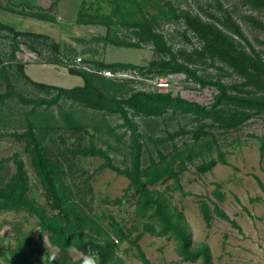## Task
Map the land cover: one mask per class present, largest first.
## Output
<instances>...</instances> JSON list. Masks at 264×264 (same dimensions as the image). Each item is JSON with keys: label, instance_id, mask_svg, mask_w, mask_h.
Wrapping results in <instances>:
<instances>
[{"label": "trees", "instance_id": "obj_1", "mask_svg": "<svg viewBox=\"0 0 264 264\" xmlns=\"http://www.w3.org/2000/svg\"><path fill=\"white\" fill-rule=\"evenodd\" d=\"M102 1L115 3V21L101 13L100 5L93 8L95 3L82 0L74 22L102 23L106 28L103 38L107 43L134 49L149 45L154 56L168 58L174 65L168 68L158 63L157 67L145 68L124 62L93 60L92 71L69 66L71 62L67 64L62 59V55L71 53L68 46L62 49L59 42L49 34L18 31L13 25L0 21V30L6 31V34L0 33V37L9 39L11 48L8 52L0 49V110L12 99L30 107L24 118L25 130L5 134L22 145L43 197L41 200L40 194L33 192L26 166L18 154L14 153L10 159L16 166L15 172L7 181L0 178V212L25 211L36 218L40 230L48 237L46 246L26 233L21 224L13 223V233L18 240L14 248H0V264H53L48 258L52 248L59 253L54 264H81L82 255L93 254L98 264H124L116 252L125 241L136 247V256L144 264H153L138 244L143 232L147 231L156 235L171 233L178 240V251L183 261L201 257L203 264H213L208 245L200 243L194 246L182 212L172 205L165 190H159L155 186L172 178L176 182L172 188L182 190L180 173L175 169L178 161L179 170L185 168V160L193 162L194 158H204L205 155L211 157L207 162L208 169L219 160L227 162L212 130L223 133L236 131L249 119L264 114V50L253 45L233 12L218 0L215 12L205 11L207 18L177 6L172 0H131L130 4L134 1L132 5L137 6V11L127 12L124 11L123 2L119 4L116 0H97ZM239 1L251 10L264 11V0ZM0 7L8 9L2 4ZM33 7L35 8L31 6L28 10L9 9L41 20L59 21L51 13L52 7ZM241 18L264 31V22L257 16L244 14ZM165 25H173L174 28L167 32L163 30ZM176 37H183L190 47L177 46L174 43ZM192 38L197 43L194 44ZM22 43L48 62L67 66L70 73L84 79V87L68 89L32 81L24 72V63L15 55ZM211 67L217 69L214 74L208 70ZM104 71L122 74L132 71L139 72L142 76L148 72L159 77L182 73L186 79L201 87H213L215 92L211 102L203 104L179 94L174 95L170 91L135 88V81L131 78L118 80L106 76ZM227 76L234 78L226 82ZM25 85L38 90L39 94H26L23 91ZM67 101L71 102L69 110L64 108ZM72 105L100 112L102 116L117 115L121 118L119 127H124L129 132L123 166L115 163L108 149L96 147L94 143L79 149L63 138V148L55 144L54 131L60 128L68 129L73 134L78 130L84 134L89 133L88 124L79 119L78 112ZM54 106L58 109L60 118L51 112L42 116L37 113L35 118L31 117L38 108L49 110ZM169 114L188 116L194 126H179L174 131L166 130L163 136L152 138L153 134H148L136 120L140 117L150 125L151 121L165 119ZM1 122L5 123V119L0 117ZM179 136H187L190 142L183 141L181 145H177L175 139ZM146 137L157 144L170 141L171 151L164 154L156 146L157 158L154 157L148 150ZM49 142H53L55 146ZM198 147L200 149L195 150ZM213 149L217 151V158L212 157ZM263 151L264 140L261 139V155ZM147 153L148 162H145ZM79 155L99 156L103 159L100 169H110L129 179L122 196L109 200V203L124 208L135 206L139 218L137 225L127 228L112 216L105 222L108 216L103 212H95L85 197L78 193L73 180V168ZM258 183L263 188L260 180ZM88 192H91L89 185ZM200 212L207 223L211 222L212 214L215 213L240 229L237 222L216 203L211 208L203 200ZM139 223L142 224V231ZM71 249L82 255L74 258Z\"/></svg>", "mask_w": 264, "mask_h": 264}, {"label": "rangeland", "instance_id": "obj_2", "mask_svg": "<svg viewBox=\"0 0 264 264\" xmlns=\"http://www.w3.org/2000/svg\"><path fill=\"white\" fill-rule=\"evenodd\" d=\"M90 1L95 3L93 8L100 5L101 13L107 14L114 21L116 20L117 17L113 11L116 6L115 3ZM116 1L119 4L123 2L125 12L128 10L137 11V6L132 5L134 1L131 4V0ZM172 1L177 6L189 9L204 18L208 17L205 11L215 12L218 9L216 0ZM218 1L233 12L235 19L240 23L253 45L264 50V31L255 28L241 18L244 14H253L264 22V11L251 10L241 4L239 0ZM81 3L82 0H0V4L8 7V9L0 7V21L13 25V28L18 31L49 34L59 42L62 49L68 46L71 53L62 55V59L67 64L71 62L69 66H78L75 64L78 56L82 58L81 64L87 66L90 71L93 70V60L108 63L124 62L145 68L157 67L158 63L168 68L174 65L168 58L154 56L153 49L149 45L134 49L107 43L103 38L106 28L102 23H75L74 19ZM38 5L43 9L52 7L51 13L56 15L59 21L41 20L9 9L10 7L27 9L31 6L35 8L33 6ZM163 28V30L171 32L174 26L165 25ZM0 33L6 34V31L0 30ZM192 42L197 43L194 38H192ZM174 43L177 46L187 45L190 47V44L183 37H176ZM0 49L3 52H8L11 49L10 40L0 37ZM15 55L18 60L24 63L25 74L36 83L68 89L84 87V79L81 76L70 73L64 64L48 62L24 43L20 44ZM82 65L81 68H83ZM208 70L213 74L217 71L215 67ZM142 77L144 79H141ZM113 78L118 80L131 78L135 81V88L147 90H153V80L168 78L170 82L172 81V85L167 90L162 91H170L174 95L179 94L184 98L203 104H209L215 92L213 87H201L186 79L182 73H170L166 77H159L148 72L142 76L139 72L129 71ZM233 78L234 76H227L225 81L229 82ZM23 91L33 96L39 94L38 90L30 85H25ZM70 103L67 101L64 104L66 110L71 108ZM72 106L77 110L79 119L88 124L89 133L84 134L83 131L78 130L73 134L68 129L60 128L54 131L55 144L63 148L61 142L63 138L67 143L79 149L94 143L96 147L108 149L115 163L123 166L129 132L126 128L119 127L122 122L121 118L117 115L102 116L100 112L85 109L78 105ZM29 108L16 102V99H12L0 110V112L2 111L0 117L5 119V123H0V178L7 181L15 172L16 166L10 158L14 153H17L26 166L33 192L39 195L41 190L37 184L30 159L23 151L22 145L17 143L12 136L5 134L6 132L25 130L26 121L24 118ZM57 110L55 106L49 110H44L41 107L31 117L35 118L37 113L42 116L51 112L60 118ZM136 120L142 129L148 131V134H153L152 138L163 136L166 130L174 131L179 126H186L187 128L194 126V123L185 115L171 116L169 114L165 119L159 118L156 121H151V126L140 117H137ZM212 131L218 138L221 152L227 160L226 163L219 160L208 169L207 162L211 160V157L205 155L204 158H194L193 162L185 160V168L179 170L180 162L178 161L175 164V169L180 173L182 190L172 188L176 184L172 178L157 183L155 187L159 190H165L172 205H175L182 212L191 232L194 246L200 243L208 245L213 264H264V151L262 155L260 152L261 139L264 140V114L249 119L236 131L231 130L225 133L215 129ZM183 141L190 142L187 136H179L175 139L177 145H181ZM146 143L148 150L156 158V146L164 154H168L172 149L170 141L157 144L146 137ZM49 144L55 146L53 142H49ZM199 149L198 147L195 150ZM212 157L217 158L216 149H213ZM77 158L73 168V180L78 193L85 197L91 208L97 213L106 214L108 218L105 219V222H108L112 216L127 228L137 225L139 218L135 206L124 208L109 203V200L122 196L124 189L129 184V179L110 169H100L99 166L103 159L99 156L79 155ZM144 161L148 162V153L145 154ZM259 180L262 182L263 188L259 185ZM88 185L90 186V193L88 192ZM40 198L43 200L41 194ZM203 200L207 201L211 208H213V203L218 204L230 218L237 222L240 229L215 213L212 214L211 222L207 223L200 212V203ZM17 222L23 226L26 233L31 234L37 241H42L44 245L48 246L47 234L40 230L35 217L28 215L25 211H4L0 212V248L15 247L18 238L13 233L12 225ZM139 226L140 231H142V224L139 223ZM138 244L153 264H203L201 257L183 261L178 251V240L169 232L160 235L148 231L143 232ZM70 252L74 258L82 255L75 249H71ZM116 253L123 259L124 264H144L136 256V247L131 242L121 243ZM82 256L86 257L85 255Z\"/></svg>", "mask_w": 264, "mask_h": 264}, {"label": "built area", "instance_id": "obj_3", "mask_svg": "<svg viewBox=\"0 0 264 264\" xmlns=\"http://www.w3.org/2000/svg\"><path fill=\"white\" fill-rule=\"evenodd\" d=\"M76 63L78 66L76 67H79L81 68V61H82V58L80 56H78L76 58ZM74 64V65H75ZM83 69H87V70H90L87 66L85 65H82ZM103 74H105L106 76H109V77H115V76H119V75H122V73H112L110 71H104ZM172 82V81H171ZM170 82V79L168 78H157L155 80L152 81V86H153V90L152 91H162V90H167L171 85L172 83Z\"/></svg>", "mask_w": 264, "mask_h": 264}, {"label": "clouds", "instance_id": "obj_4", "mask_svg": "<svg viewBox=\"0 0 264 264\" xmlns=\"http://www.w3.org/2000/svg\"><path fill=\"white\" fill-rule=\"evenodd\" d=\"M58 256H59V253L57 252V250L55 248H52L50 249L49 251V261L53 262L54 264V261L56 262L58 260ZM81 264H98V261L95 257V255H88L86 257H83L82 260H81Z\"/></svg>", "mask_w": 264, "mask_h": 264}]
</instances>
